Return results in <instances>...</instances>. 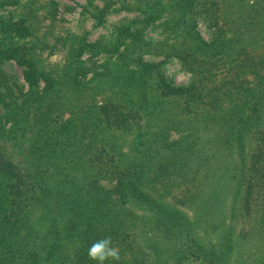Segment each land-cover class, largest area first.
<instances>
[{
	"label": "trees",
	"instance_id": "16d2710c",
	"mask_svg": "<svg viewBox=\"0 0 264 264\" xmlns=\"http://www.w3.org/2000/svg\"><path fill=\"white\" fill-rule=\"evenodd\" d=\"M49 3L0 11V264H96L108 236L105 264H264V0H132L110 44L60 37Z\"/></svg>",
	"mask_w": 264,
	"mask_h": 264
},
{
	"label": "rangeland",
	"instance_id": "374dc122",
	"mask_svg": "<svg viewBox=\"0 0 264 264\" xmlns=\"http://www.w3.org/2000/svg\"><path fill=\"white\" fill-rule=\"evenodd\" d=\"M53 1L55 4V15H54V25L55 31L60 37H64L66 34H77L85 36L87 41L101 40L106 44H110L114 38V27L122 24L125 21H129L133 18H141L142 13L140 10H130V4L132 0H19L18 5L5 6L0 10L3 13H6L8 10L15 12H21L20 9L22 6H27L26 13L31 15L32 13L38 14L43 17L42 24H47L49 22L47 17V10L50 6V3ZM126 5V6H123ZM106 10L103 12L101 22H97L96 19L92 16L97 8H104ZM162 18L156 20L154 25H150L144 29L143 35L145 38L158 39L160 37V30L157 27ZM197 29L199 30L203 38H207L208 30L205 27V24L201 21L197 24ZM61 51H54L49 55H46V60L49 62H58L61 59ZM145 58H150L148 55H144ZM80 58L86 60L88 58L87 53H82ZM104 58H109L107 53H98L92 57L95 65L102 63ZM154 61L160 60L161 57H151ZM110 59V58H109ZM87 61V60H86ZM4 68L13 73L16 81L26 86L21 70L22 68L16 65L14 62L9 61L4 64ZM99 68V67H98ZM91 73L89 72L87 76ZM163 74L167 81L172 85H185L190 80V74L182 70L179 63L174 58H169L163 65ZM91 84V82L89 83ZM42 85V84H41ZM107 95V92L101 94H96L94 96L95 103H98L102 100L104 96ZM69 117L68 112H64L63 118ZM176 134L171 130L169 138H175ZM257 244H252L247 248L246 253L248 254L249 259L260 255L261 243L256 242Z\"/></svg>",
	"mask_w": 264,
	"mask_h": 264
},
{
	"label": "clouds",
	"instance_id": "9594fccd",
	"mask_svg": "<svg viewBox=\"0 0 264 264\" xmlns=\"http://www.w3.org/2000/svg\"><path fill=\"white\" fill-rule=\"evenodd\" d=\"M87 256L90 261H95L96 264L120 260L119 249L112 246V238L110 236L94 241L87 250Z\"/></svg>",
	"mask_w": 264,
	"mask_h": 264
}]
</instances>
